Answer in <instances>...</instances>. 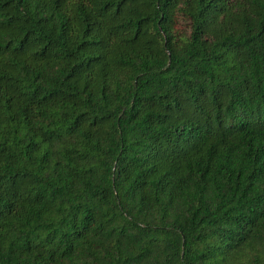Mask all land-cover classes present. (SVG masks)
I'll list each match as a JSON object with an SVG mask.
<instances>
[{
  "label": "trees",
  "instance_id": "1",
  "mask_svg": "<svg viewBox=\"0 0 264 264\" xmlns=\"http://www.w3.org/2000/svg\"><path fill=\"white\" fill-rule=\"evenodd\" d=\"M0 264H264V0H0Z\"/></svg>",
  "mask_w": 264,
  "mask_h": 264
},
{
  "label": "rangeland",
  "instance_id": "2",
  "mask_svg": "<svg viewBox=\"0 0 264 264\" xmlns=\"http://www.w3.org/2000/svg\"><path fill=\"white\" fill-rule=\"evenodd\" d=\"M182 27H184V26H182Z\"/></svg>",
  "mask_w": 264,
  "mask_h": 264
}]
</instances>
